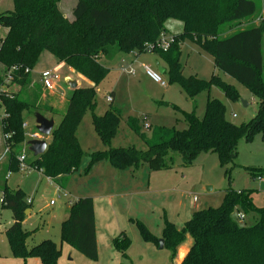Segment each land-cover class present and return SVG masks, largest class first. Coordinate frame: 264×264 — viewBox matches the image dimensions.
Masks as SVG:
<instances>
[{
  "label": "trees",
  "instance_id": "obj_1",
  "mask_svg": "<svg viewBox=\"0 0 264 264\" xmlns=\"http://www.w3.org/2000/svg\"><path fill=\"white\" fill-rule=\"evenodd\" d=\"M60 1L13 0L14 9L0 13V27L8 30L0 44L3 67L0 87L5 85L9 73L12 78L7 86L21 87L12 95H0L5 111L2 131L4 135L10 134L6 138L9 170L19 169L16 150L25 142L27 133L23 127L24 113L32 110L35 113L42 107L38 103L42 91H37L35 99L26 98L22 87L30 82L43 51L52 52L59 62L66 63L92 83L72 91L63 119L52 129L46 152L30 163L46 177L55 178L79 170L85 152L78 139V127L87 111L93 113L94 129L109 148L90 154L85 174L104 160L119 170L142 165L155 171L168 169L173 161L171 152H179L185 167L192 166L199 155L213 152L222 167L231 166L232 169L238 166L235 161L241 139L251 142L255 135H261L264 141V15L257 25L223 35L237 23L254 16L257 0H77L73 21L61 12ZM171 19L181 21L183 31L173 36L174 42L167 51H156L168 66L170 82H177L190 99L212 86L223 91L231 101L236 102L241 96L233 84L217 75L203 80L196 75L186 77L183 74L181 44L191 39L213 56V63L220 72L239 81L258 98L259 110L250 121L235 125L227 119L225 104L209 96L203 118H198L195 112L184 113L188 126L185 129L156 126L148 137L138 119L129 117V128L148 147L146 150L135 146L112 148L122 112L110 107L104 115L94 113L97 86L110 72L101 57L112 60L120 53H143L146 44L155 43L166 32L165 24ZM245 169L252 176L264 174L263 169ZM226 172L230 176V169ZM1 192L4 198L1 208L13 211L14 222L6 230L13 256L25 260L36 257L43 264H57L62 251L55 241L48 239L31 249L27 247L26 239L31 232L22 224L30 207L26 193L11 189L7 184ZM251 194V190L239 192L228 186L220 206L195 211L180 228L164 217V247L176 258L178 249L190 236L193 243L180 264H264V207L256 206ZM70 207L69 217L62 224L61 239L80 254L97 261L93 198H81ZM236 210L256 214L257 221L251 226H241L233 217ZM138 226L145 240L159 242L141 221ZM112 244L126 256L131 239L120 232Z\"/></svg>",
  "mask_w": 264,
  "mask_h": 264
},
{
  "label": "rangeland",
  "instance_id": "obj_2",
  "mask_svg": "<svg viewBox=\"0 0 264 264\" xmlns=\"http://www.w3.org/2000/svg\"><path fill=\"white\" fill-rule=\"evenodd\" d=\"M6 1L4 0L3 3L6 4ZM257 1L258 9L254 16L237 23L236 26L229 28L228 32L223 35L232 34L238 29L250 27L254 24L257 25L264 15V0ZM76 3L77 0H61L58 3L61 12L70 21L74 20L73 10L77 5ZM180 22L177 19L168 22L169 32L174 34L181 30ZM1 34L2 30L0 29V44ZM262 46L264 62V36ZM181 48V62L184 66L183 74L186 77L196 75L200 79L207 80L212 75H217L235 86L241 95L238 101H231L223 91L215 86L201 91L195 98L190 99L181 86L177 82H170L168 74L161 73L155 64H152L151 67L153 66V70L160 74L163 80L167 81V87L151 80L140 63L134 62L128 65L127 69L134 70L133 73L122 71L120 66L119 68L112 66V72L110 71L107 77L97 86V104L94 110L97 115L103 114L110 107L119 108L122 112L119 131L112 142V147L135 146L142 150H146L148 147L147 143H144L139 135L128 127L127 119L129 117L146 118L152 128L161 127V125L179 129L187 128L184 113L195 112L198 118H203L209 94L211 97L220 99L225 104L227 119L235 125L248 122L257 114L259 110L258 98L239 81L237 82L234 78L220 72L215 67L213 56L208 51H205L197 42L191 39L185 40ZM120 55L127 56L128 54ZM49 56L56 60L52 52L43 51L34 66L32 78L37 79L39 76L38 70L41 68L55 69L62 77L58 82L60 87H57L56 92L60 96L64 94L66 98L71 92L69 80L80 79L79 75L68 68L62 70L56 66H49L46 61ZM140 58L142 61L143 59L153 62L155 60L159 61V54L157 52L144 51ZM114 59L115 57L112 60ZM0 69L3 70L1 64ZM66 76H68L69 80H65ZM81 82L83 86L92 85L91 82L83 78ZM8 89L12 92L8 91L6 95H12V93L18 91V86L12 85ZM113 90L115 91L116 99L113 103H110L106 95ZM36 97V94H34V99ZM50 97H53L55 101L54 93L50 94ZM43 102L45 103V100ZM0 106L3 108L1 102ZM2 108L0 109L1 115L4 113ZM41 111L44 112L43 107H41ZM33 113L34 110L30 111V113L27 112V114L25 112L26 117L31 121L30 127L35 124V115ZM92 117L93 113L87 111L82 124L78 128L79 139L85 154L79 170L74 174H68L63 179H53L54 181L51 182L45 177L41 178L38 171H34L29 175H20L17 171H10L12 174L8 179V186L11 189L20 185L26 194L32 193L29 198H35L32 216L27 223L29 229L36 230L32 239L33 242L32 240L31 242L34 245L36 241L46 238L47 240L48 238L55 240L62 248L61 257L57 264H177V259L173 258V253L170 249L167 247L161 249L159 247L160 241L164 239L162 236L165 225L164 217L180 228L192 217L195 211L206 209L210 206H220L223 193L228 186H233L232 188L236 186L239 189H243L248 187L249 183L251 185L255 183L251 179L250 172L246 171L244 166L233 167L232 169L231 166L222 167L219 164L216 153L213 152H209L208 155H199L190 167L183 165L179 152H171L170 155L173 161H170L172 164H170L168 169L155 171L151 170L147 165H142L137 169L131 168L121 171L113 169L111 166H106L109 167V172L104 164V166H99L93 170L91 175L85 177L83 171L90 161V154L104 148L99 135L96 134L93 127ZM56 121L58 124L59 118ZM146 134L150 136V131L147 130ZM27 138L29 137L27 136ZM238 147L239 157L235 161L237 165L253 166L264 170V141L261 135H255L251 142L241 139ZM6 150L7 146L5 152L4 150L0 151V160L8 158L9 161V152H6ZM22 150L23 145L20 144L16 150L17 154H21ZM29 153V159H33L34 156L30 151ZM227 169H230V176L226 172ZM81 176L82 179L80 178ZM124 176L126 177L123 179ZM61 185L68 190L70 189L72 193L71 200L76 199L75 196L79 194H82V196L85 194L94 197L96 201L98 230L100 233L102 232V236L107 234L104 237L105 240L103 237L100 239L98 261L85 257L72 245L63 242L60 239L59 223L51 222L47 218L57 206L69 208L68 198L63 196V192L60 189ZM252 187V189L256 187L253 190V202L258 207H264V187L256 183ZM110 197H112V202ZM51 202H55V204L51 205ZM0 210V263L8 264L15 261L14 259L16 258L11 253L9 240H7L4 232L5 228L10 224L12 212L7 208ZM241 213L235 212L233 214L234 219L241 226H251L257 221V216L253 213L244 215V219H238L237 215ZM138 221H141L146 230L153 237H156L159 242L145 240L140 232ZM40 226L43 227L40 228ZM120 232H125L131 239V245L125 251L126 256L120 250L115 249L110 240V238H116ZM192 243V237L188 236L183 245L188 246ZM9 256L12 257L11 261L10 259L6 260ZM30 262V264H41L40 260L36 261V263L34 259H31Z\"/></svg>",
  "mask_w": 264,
  "mask_h": 264
},
{
  "label": "crops",
  "instance_id": "obj_3",
  "mask_svg": "<svg viewBox=\"0 0 264 264\" xmlns=\"http://www.w3.org/2000/svg\"><path fill=\"white\" fill-rule=\"evenodd\" d=\"M6 1V0H5ZM4 2V0H0V13L1 12H3V11H7V10H13L14 9V6L12 5L13 4V0H7L6 1V4H4L3 3ZM13 6V7H12ZM12 7V8H11ZM170 21H173L172 19L171 20H169V21H167L166 22V24H165V27H166V32H165V34L167 35V36H174L175 34H179V33H182V31H183V28H184V24L182 23V22H180L181 24V26H182V29L181 30H179V31H177L176 33H171V32H169V30H168V25H167V23L168 22H170ZM1 30H2V34H1V40H2V38H4V36L7 34V29L6 28H4V27H1L0 28ZM182 45H183V43L181 44V47H182ZM120 54H122V53H120ZM120 54H118V55H116L115 56V59L114 60H108V59H106L105 57H101V60H102V62L104 63V65L105 66H107L109 69H110V71L112 72V69H113V67L112 66H114V67H118L119 68V66H120V68H121V70L122 71H125V72H134V70H129V69H127L128 68V65L130 64V63H134V62H137L138 64L140 63L142 66H143V69L145 70V68H144V64H148V65H152V64H155V66H156V68L158 69V70H160V72L161 73H164V74H168V72H167V68H168V66H167V64L164 62V60L161 58V56L159 55V61H157V60H155L154 62L153 61H147V60H145V59H143V61L141 60V54L142 53H139L138 51H133V52H130V53H128V55L127 56H122V55H120ZM124 55V54H123ZM114 58V57H113ZM112 58V59H113ZM56 60H54V59H52L50 56L48 57V59H46V61L48 62V65L49 66H56L57 68H60V69H62V70H65V68H68L70 71L71 70H73L74 71V69L73 68H71V67H69L66 63H62V62H59L58 60H57V58H55ZM112 64V65H111ZM41 66V65H40ZM66 66V67H65ZM153 67V66H152ZM45 70H50V69H46V68H41L40 70H38L39 71V76L37 77V79H33L32 77H33V71H32V73H31V77H30V84H28L27 86H23L22 87V91H23V94L25 95V97H26V94H27V97L29 96L30 98H33L34 99V94H36L37 93V91L39 90V89H42L41 91H42V93H41V95H40V97L38 98V103H40L41 102V105H42V107H43V111L44 112H42L41 111V109H40V111H36V112H39V113H41V114H43L46 118H48V119H51V118H53L54 119V127H56L60 122H61V120L63 119V116H64V113H65V111H66V107H67V103H68V101H69V97L71 96V94H72V91L73 90H75V89H73V88H71V85H70V89H71V92H70V94L69 95H67L66 96V98H65V95L64 94H62L61 96L60 95H58L57 94V92H56V90L55 91H50L51 93H47L48 91H46V92H44L45 90H44V87H43V84L41 83V73L43 72V71H45ZM53 70H55V69H53ZM58 72V71H57ZM145 72H146V70H145ZM58 74L60 75V73L58 72ZM147 74V73H146ZM147 76H148V74H147ZM149 77V76H148ZM62 77H61V75H60V79H61ZM79 78L80 79H75V80H69V78H68V76H66L65 77V80L66 79H68L69 80V82L70 81H76L77 83H78V85H77V88H80V87H82L83 86V83L81 82V79L83 78V79H86L85 77H83V76H79ZM150 78V77H149ZM60 79H59V81H60ZM151 79V78H150ZM86 80H88V79H86ZM152 80V79H151ZM59 81H57L56 83H57V87L59 86L60 87V85H59ZM89 81V80H88ZM163 86V85H162ZM164 87H167V85L166 86H164ZM19 88H21L20 86H18V89L17 90H19ZM76 88V89H77ZM44 90V91H43ZM30 92H32V93H30ZM54 93V97H55V101L53 100L54 98L53 97H50V94H53ZM33 94V95H32ZM115 91L113 90L110 94H108V95H106V97H107V100H108V96H110V97H112L113 98V101L116 99V97H115ZM209 96H211L210 94L207 96V99L209 98ZM45 100V103L43 102ZM113 101L112 102H110V101H108V102H110V103H113ZM43 102V103H42ZM194 102H195V100H194ZM206 103H207V100H206ZM2 107L0 106V109H1ZM3 109V114L1 115L0 114V151L1 150H4V152H5V149H6V146H5V135H4V133H3V131H2V120H3V118H4V116H5V111H4V108H2ZM119 109V108H118ZM108 110V109H107ZM107 110H105V112L107 111ZM120 110V109H119ZM121 111V110H120ZM35 112V113H36ZM105 112L103 113V114H98V115H104L105 114ZM30 113V112H29ZM35 113H33L34 115H35V120H34V122H35V124H34V126L33 127H30L31 126V121H29L28 120V118L26 117V115H25V113H24V115H25V121L24 122H27V126H28V128L26 127L25 128V130H27V133H26V140H25V142H23V143H21L22 145H23V150L22 151H24V150H26L27 151V162H28V164L30 165V163L32 162V160L35 158V156H34V154H33V152L30 150V146H28V141L29 140H32V137H31V134L32 133H34V132H36V114ZM26 114H27V112H26ZM57 118H59V123L57 124V121H56V119ZM92 119H93V117H92ZM138 119V118H137ZM144 119V118H143ZM143 119H138V122H139V125L142 127V131H143V133H145L146 134V132H147V130H149L150 131V136H151V134H152V126H151V124L150 123H148V120L145 118L144 120ZM93 121V120H92ZM127 121H128V119H127ZM233 123V122H232ZM82 124V123H81ZM80 124V125H81ZM128 125V124H127ZM53 127V128H54ZM94 127V126H93ZM129 127V126H128ZM79 128V127H78ZM132 129V128H131ZM146 129V131H144ZM96 131V130H95ZM96 134H97V132H96ZM98 135V134H97ZM147 135V134H146ZM27 136L29 137V138H27ZM117 136V135H116ZM115 136V137H116ZM148 136V135H147ZM150 136H148V137H150ZM114 137V138H115ZM140 137V136H139ZM42 139H45V141L47 142V144L49 143V141L51 140V135L50 136H44V135H42V137H41ZM100 138V137H99ZM141 138V137H140ZM78 139H79V132H78ZM142 139V138H141ZM101 140V139H100ZM114 140V139H113ZM143 141V140H142ZM79 142H80V139H79ZM102 142V141H101ZM113 142V141H112ZM112 142H111V144H112ZM103 144V143H102ZM80 145H82L81 144V142H80ZM104 145V148L103 149H100V150H105V149H108L109 147L108 146H106L105 144H103ZM112 147V146H111ZM112 148H114V147H112ZM239 148V147H238ZM29 151H31V153H32V155L34 156L33 157V159H29V157H30V153H29ZM93 153V152H92ZM209 154V152L207 153V155ZM19 155V154H18ZM238 155H239V151H238ZM237 155V156H238ZM239 157V156H238ZM90 158V157H89ZM5 158H3L2 160H0V192H1V190L3 189V187L7 184L8 185V179H9V177L11 176V170H9V168H8V166H9V161H8V158L7 159H5ZM4 162V163H3ZM99 164H101V165H99ZM104 164H105V168H106V170L107 171H109L110 172V169H108L109 167H106V166H111V168H113V169H117V168H114L108 161H106V160H104V161H100L97 165H95L91 170H90V172L89 173H87V174H85L84 173V171H83V174H85V177H87V175H91V173H92V171L93 170H95V169H97L99 166H104ZM107 164H110V165H107ZM88 165V164H87ZM31 166V165H30ZM242 167V166H244V168H246V167H252L255 171L256 170H258V168H255V167H253V166H246V165H242V164H240V165H238L237 167ZM1 168H2V170H1ZM131 168H134V167H131ZM130 168V169H131ZM134 169H137V168H134ZM119 170V169H118ZM126 170H128V169H125V170H121V171H126ZM246 170V169H245ZM9 171V173H7ZM11 171V172H10ZM34 171H38V173H39V176L41 177V178H43V177H45V178H47V180L48 181H54L53 179H55V180H57V179H63V178H66L68 175H59L58 177H55V178H50V177H46L43 173H42V171L41 170H39V169H35V168H31L30 170H28L27 172H19V171H17V172H19L20 173V175L22 174V175H29V174H32ZM78 171V170H77ZM247 171V170H246ZM76 172V171H75ZM75 172H73V173H69V174H74ZM112 174H114V175H116L115 173H112ZM117 176V175H116ZM250 176H251V179L253 180V181H255V183L256 184H259V185H261V187H264V181L261 179L263 176H264V174H262V175H260V174H258V175H256V176H252V174L250 173ZM126 176H124L123 177V179L125 178ZM81 179H82V176L80 177ZM120 178H121V176H120ZM255 183H253L254 185H255ZM251 183H249V185H247L248 187H246V188H243V189H248V190H251L252 191V194H251V198H252V202H253V190L254 189H256V187L254 188V189H252L253 187L252 186H254V185H251ZM233 187V186H232ZM10 188V187H9ZM234 188L237 190V191H241V190H243V189H239V188H237L236 186H234ZM14 189H19V190H23L24 191V189L23 188H21V186L19 185V186H17L16 188H14ZM60 189L62 190V192H63V196L64 197H67L68 198V202H69V205H68V209L67 208H64V207H62V206H57V207H55L54 208V210H53V213L50 215V216H48L47 218H48V220L49 221H51V222H56V223H59V225H60V239H61V228H62V224H63V222L66 220V219H68V217H69V212H70V206L74 203V202H76V201H78L79 199H81V198H84V197H91V196H89V195H85L84 194V196H82V194H79L78 196H75L76 197V199H74V200H71V195H72V193H71V191H70V189L68 190L67 188H65V187H62V185L60 186ZM24 193H25V191H24ZM32 194V193H31ZM31 194H26V201H28V200H30L31 199V202L29 203L30 204V207H29V209L27 210V215H26V217H25V219L23 220V225H24V228L26 229V230H28V231H30L31 232V234L29 235V237L26 239L27 240V247L29 248V249H31L32 247H34V246H36V245H38L40 242H42L43 240H47V238L46 239H43V240H39V241H36V243H34V245H32V242H33V238H34V235H35V231L36 230H32V229H29L28 228V220L30 219V217L32 216V211H33V206H34V201H35V198L34 197H30L29 198V196L31 195ZM224 195H225V192L223 193V197H222V200H223V198H224ZM32 196V195H31ZM93 198V207H94V210H95V222H96V238H97V248H98V254H99V244H100V239L103 237H105L107 234H103V236H102V232L100 233L99 232V230H98V222H97V207H96V201H95V199H94V197H92ZM110 201L112 202V197H110ZM254 203V202H253ZM53 204H55V202H51V205H53ZM255 204V203H254ZM0 209H2L1 208V205H0ZM5 209V208H4ZM8 209V208H7ZM11 210V209H10ZM1 211V210H0ZM11 212H12V215H11V221H10V224H9V226H7L6 228H5V234H6V230H7V228H9L10 226H12V224H13V222H14V218H13V211L11 210ZM235 212H237V213H244L243 214V218L242 219H244V217L247 215V213H245V212H243V211H239V210H236ZM194 214V213H193ZM249 214V213H248ZM254 214V213H253ZM245 215V216H244ZM47 220V219H46ZM46 220H44L45 221V223L46 224H48V222L46 221ZM44 226V225H43ZM42 226V227H43ZM41 226H40V228H42ZM49 239V238H48ZM112 239H114V238H110V240H111V242L113 241ZM31 240H32V242H31ZM52 240V239H51ZM104 240H105V238H104ZM53 241H55V240H53ZM56 242V241H55ZM57 243V242H56ZM184 244V243H183ZM181 245L180 246V248L178 249V254H177V257H176V259H177V264H180V262L182 261V259L185 257V255L188 253V250H189V248L191 247V245L192 244H190V245ZM57 245H58V243H57ZM113 245V244H112ZM58 247H60L59 245H58ZM60 249H61V251H62V248L60 247ZM12 253V252H11ZM13 255V254H12ZM16 257V256H15ZM34 259L35 260V262L36 261H39L40 260V258H36V257H29V259L27 258L26 260L23 258H19V257H16L14 260L15 261H13L12 263L11 262H9L8 264H23L25 261L26 262H28V264H30L31 262H30V260L31 259ZM8 259H10V261L12 260V257L11 256H9L6 260H8ZM98 261V260H97ZM40 262H41V264H43L42 263V261L40 260ZM37 263V262H36ZM1 264V263H0Z\"/></svg>",
  "mask_w": 264,
  "mask_h": 264
},
{
  "label": "built area",
  "instance_id": "obj_4",
  "mask_svg": "<svg viewBox=\"0 0 264 264\" xmlns=\"http://www.w3.org/2000/svg\"><path fill=\"white\" fill-rule=\"evenodd\" d=\"M173 42H174L173 36H167L165 33H163L155 43L146 44L145 49H146V51H150V52H156L159 49L167 51L169 49L171 43H173ZM144 68L146 70V73L148 74V76L152 80H154L155 82H157L163 86L167 85V81L163 80L161 75L158 74L156 71H154L153 68L151 67V65L144 64ZM28 71H29V69L26 70V72H28ZM11 78L12 77L10 76V73H9V75L5 79V85H3V87H1L0 94H2L3 92H5L6 94L8 93L9 87L7 86V84L10 83ZM59 79H60V75L58 74V72L56 70L50 69V70H45L41 73V83L43 84L45 91H48V92L55 91L57 89V83L56 82L59 81ZM108 101L112 102L113 98L108 96ZM0 102H1V100H0ZM27 125H28L27 122L23 123L24 128H26ZM8 137H10V134H5V141H6V138H8ZM31 137H32V139L41 138L42 134L40 133L39 130L36 129V132L32 133ZM6 152H9V146H7ZM17 160L19 162V169H18L19 172H27L28 170L33 168L26 161L27 160V151L26 150L22 151L21 154L18 155ZM261 179L264 181V176ZM27 202L30 203L31 200H28ZM3 204H4L3 193L0 192V205L2 206ZM237 218L242 219L243 213L238 214Z\"/></svg>",
  "mask_w": 264,
  "mask_h": 264
},
{
  "label": "water",
  "instance_id": "obj_5",
  "mask_svg": "<svg viewBox=\"0 0 264 264\" xmlns=\"http://www.w3.org/2000/svg\"><path fill=\"white\" fill-rule=\"evenodd\" d=\"M71 88L76 89L78 83L76 81H70ZM36 128L40 131V133L44 136H50L52 134V129L54 127V119H48L43 114L36 112ZM28 146H30V150L33 152L34 156L41 155L47 150V142L45 139L36 138L28 141ZM161 249L164 248V240L160 241Z\"/></svg>",
  "mask_w": 264,
  "mask_h": 264
}]
</instances>
